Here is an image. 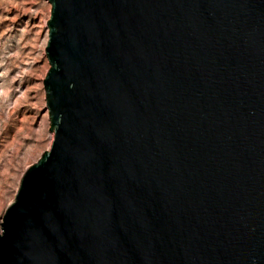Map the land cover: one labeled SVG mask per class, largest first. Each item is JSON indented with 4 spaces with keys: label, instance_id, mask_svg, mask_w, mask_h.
Listing matches in <instances>:
<instances>
[{
    "label": "water",
    "instance_id": "obj_1",
    "mask_svg": "<svg viewBox=\"0 0 264 264\" xmlns=\"http://www.w3.org/2000/svg\"><path fill=\"white\" fill-rule=\"evenodd\" d=\"M48 1L0 264H264V0Z\"/></svg>",
    "mask_w": 264,
    "mask_h": 264
},
{
    "label": "rangeland",
    "instance_id": "obj_2",
    "mask_svg": "<svg viewBox=\"0 0 264 264\" xmlns=\"http://www.w3.org/2000/svg\"><path fill=\"white\" fill-rule=\"evenodd\" d=\"M50 14L48 0H0V223L22 173L54 137L43 84Z\"/></svg>",
    "mask_w": 264,
    "mask_h": 264
},
{
    "label": "bare ground",
    "instance_id": "obj_3",
    "mask_svg": "<svg viewBox=\"0 0 264 264\" xmlns=\"http://www.w3.org/2000/svg\"><path fill=\"white\" fill-rule=\"evenodd\" d=\"M49 119H50V118H49ZM13 201H14V200H13ZM13 201H12V202H13ZM12 202H11V203H12Z\"/></svg>",
    "mask_w": 264,
    "mask_h": 264
}]
</instances>
